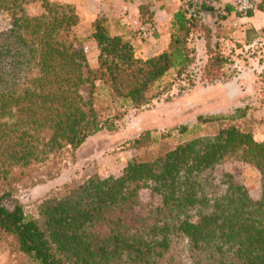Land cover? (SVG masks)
Listing matches in <instances>:
<instances>
[{
	"label": "trees",
	"instance_id": "obj_1",
	"mask_svg": "<svg viewBox=\"0 0 264 264\" xmlns=\"http://www.w3.org/2000/svg\"><path fill=\"white\" fill-rule=\"evenodd\" d=\"M124 1L137 2L139 20L150 25L155 8L166 3ZM178 1L168 46L150 57L137 56L127 35L113 32L107 15L97 16L89 33L97 49L91 67L75 6L0 0V11L10 19L0 29V245L8 243L35 264H264V140L237 125L181 141L151 160L133 159L118 177L94 175L67 185L44 198L36 216L27 217L18 201L6 205L15 168L52 162L65 149L74 153L89 137L116 131L129 109L160 98L168 89L166 77L193 64L188 43L194 31H202L208 55L204 78L217 83L226 77L229 58L219 36L200 21L215 8L207 0ZM233 10L228 1L223 11ZM259 12L264 13V0ZM259 37L257 29H246L247 43ZM85 84L88 99L81 93ZM246 112L239 107L199 116L198 122H234ZM198 128L182 125L179 133ZM155 142L146 132L133 147ZM230 158L261 173L258 200L231 174L223 175L224 188L206 176ZM146 188L161 203L140 215V191Z\"/></svg>",
	"mask_w": 264,
	"mask_h": 264
},
{
	"label": "rangeland",
	"instance_id": "obj_2",
	"mask_svg": "<svg viewBox=\"0 0 264 264\" xmlns=\"http://www.w3.org/2000/svg\"><path fill=\"white\" fill-rule=\"evenodd\" d=\"M228 1L207 0L215 10L205 12L200 20L214 28L222 51L229 58L224 66L226 77L222 81L209 83L204 78L203 70L208 55L202 31H194L188 43L195 52L193 64L181 75L171 72L166 77L164 86L168 85V89L160 98L147 107L129 109L116 131H101L89 137L74 153L65 149L52 162L35 164L27 169L15 168L10 183L13 195L6 205L12 207V201H18L27 217L36 216L43 199L62 192L67 185L94 175L103 178L118 177L133 159L151 160L166 149L174 148L181 141L215 135L225 126L237 125L250 131L257 141L264 140V13L258 11L251 14V17H246L233 10L227 14L223 9ZM179 6L180 3L176 0V5L171 9L176 10ZM30 9L36 12L38 7ZM98 16L105 14L100 13ZM80 19L79 34L85 42L89 65L94 67L97 49L89 39L91 21L83 16ZM170 20L168 18L166 23L169 39ZM9 23V17L0 11V29L9 27ZM111 24L113 32L123 31L133 39L129 37L137 56L150 57L161 51L154 52L156 47L152 37L143 38L129 24L117 18H113ZM249 27L260 32V37L252 43L245 40V31ZM89 92L88 84L81 87V93L86 99L89 98ZM239 107L247 108V112L244 118L237 121L209 124L198 122L199 116L229 114ZM182 125L189 129L198 125L199 128L193 133L183 135L179 133ZM146 132L156 142L138 149L133 147V142ZM225 173L231 174L234 182L243 185L254 200L260 198L262 175L253 165L230 158L206 173V176L213 180V184L224 188L222 179ZM160 203L158 195L153 194L150 189H142L137 212L145 215L149 209L160 206ZM197 218V214L193 212L191 219ZM0 264L35 263L12 250L8 243H4L0 245Z\"/></svg>",
	"mask_w": 264,
	"mask_h": 264
},
{
	"label": "crops",
	"instance_id": "obj_3",
	"mask_svg": "<svg viewBox=\"0 0 264 264\" xmlns=\"http://www.w3.org/2000/svg\"><path fill=\"white\" fill-rule=\"evenodd\" d=\"M60 3L71 4L75 6L78 14L82 17L89 18L91 22L100 14H105L109 18H117L123 23L128 24V17L139 19V5L137 2H126L124 0H52ZM173 5H176V0H166L163 9L155 8L154 23L152 26L155 29V34L152 39L155 43V51L164 50L169 43V35H167L168 18L176 10H172ZM157 32V34H156ZM124 33V32H123ZM127 35V33H124ZM159 34V35H158ZM128 38L130 36H127ZM131 38V37H130ZM129 38V39H130ZM132 39V38H131ZM133 40V39H132ZM133 44V43H132Z\"/></svg>",
	"mask_w": 264,
	"mask_h": 264
},
{
	"label": "built area",
	"instance_id": "obj_4",
	"mask_svg": "<svg viewBox=\"0 0 264 264\" xmlns=\"http://www.w3.org/2000/svg\"><path fill=\"white\" fill-rule=\"evenodd\" d=\"M229 3L234 7L236 13L247 16L254 15L259 11L260 0H229ZM128 24L131 28L138 30L145 39L151 38L155 32L152 25L144 24L139 19L128 17Z\"/></svg>",
	"mask_w": 264,
	"mask_h": 264
}]
</instances>
